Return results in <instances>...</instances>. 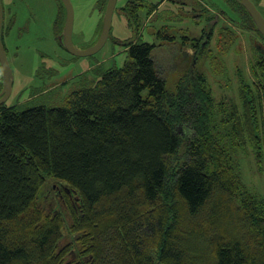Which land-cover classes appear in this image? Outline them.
<instances>
[{"label": "trees", "instance_id": "16d2710c", "mask_svg": "<svg viewBox=\"0 0 264 264\" xmlns=\"http://www.w3.org/2000/svg\"><path fill=\"white\" fill-rule=\"evenodd\" d=\"M13 27L4 16L5 46ZM155 48L130 42L123 68L60 107L0 106V264H264V196L247 191L230 149L264 162L263 64L253 87L240 75V104L217 103L204 74L171 94ZM49 178L70 220L48 214Z\"/></svg>", "mask_w": 264, "mask_h": 264}, {"label": "rangeland", "instance_id": "374dc122", "mask_svg": "<svg viewBox=\"0 0 264 264\" xmlns=\"http://www.w3.org/2000/svg\"><path fill=\"white\" fill-rule=\"evenodd\" d=\"M60 1L2 0L6 21L14 20L6 44L14 75L8 105L21 110L62 106L73 90L94 86L108 70L123 68L129 59L127 45L135 41L156 44L154 59L174 95L182 84L191 88L194 74H204L215 102L240 104L241 76L253 87L257 80L253 66L264 67V39L254 26L246 29L239 6L227 0H118L107 43L87 57L73 56L59 42ZM129 1L137 5L139 19L133 16L134 6L127 7ZM252 1L264 16V0ZM104 2L72 0L73 42L78 49L98 41L108 1L105 10ZM158 31L173 40L160 38ZM1 76L0 72V80ZM230 149L247 191L257 198L264 196V162L260 166L249 149L231 145ZM42 196L48 214L60 212L70 220L72 206L54 179L47 180Z\"/></svg>", "mask_w": 264, "mask_h": 264}, {"label": "water", "instance_id": "95a60500", "mask_svg": "<svg viewBox=\"0 0 264 264\" xmlns=\"http://www.w3.org/2000/svg\"><path fill=\"white\" fill-rule=\"evenodd\" d=\"M118 0H108L107 8L103 18L102 32L98 41L88 49H78L73 42V31L75 21V11L72 0H61L66 9V20L62 35L59 40L65 49L75 57H87L100 51L107 43L113 22V16L116 10ZM251 16L256 29L264 37V16L259 11L252 0H237ZM4 21V11L2 0H0V67L2 70V89L0 92V106L7 103L13 92L14 75L7 55V51L2 42V28Z\"/></svg>", "mask_w": 264, "mask_h": 264}, {"label": "flooded vegetation", "instance_id": "af4514ba", "mask_svg": "<svg viewBox=\"0 0 264 264\" xmlns=\"http://www.w3.org/2000/svg\"><path fill=\"white\" fill-rule=\"evenodd\" d=\"M195 54H196V50H195V52H194Z\"/></svg>", "mask_w": 264, "mask_h": 264}]
</instances>
